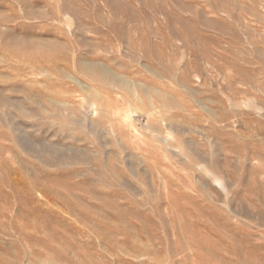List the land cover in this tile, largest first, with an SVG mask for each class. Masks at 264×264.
<instances>
[{
    "label": "rangeland",
    "instance_id": "374dc122",
    "mask_svg": "<svg viewBox=\"0 0 264 264\" xmlns=\"http://www.w3.org/2000/svg\"><path fill=\"white\" fill-rule=\"evenodd\" d=\"M0 264H264V0H0Z\"/></svg>",
    "mask_w": 264,
    "mask_h": 264
}]
</instances>
